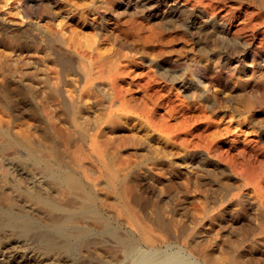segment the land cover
Instances as JSON below:
<instances>
[{
    "label": "rangeland",
    "instance_id": "1",
    "mask_svg": "<svg viewBox=\"0 0 264 264\" xmlns=\"http://www.w3.org/2000/svg\"><path fill=\"white\" fill-rule=\"evenodd\" d=\"M91 1L0 0V57L5 59L0 58V132L10 131L8 134L16 135L14 137L28 146L31 143L30 147L41 150L46 160L56 162L58 159L57 164L69 165L88 185L91 193L99 196V211L115 214L125 229H133L122 212L125 210H136V215L140 213L143 218L138 216L142 224L157 228V242L152 248L137 247V256L127 259L131 258L138 263L142 254H145L162 260L159 255L169 253L177 255L181 264L187 260L189 263L185 264H193L195 261V264H204L202 256L211 251V255L216 256L218 261L219 257L222 258L224 264H264V191L263 195L256 194L252 185L232 165L239 162L249 166L251 164L261 173L264 185V0H98L100 3L95 0L99 3L96 4L99 14L87 8ZM42 6L47 12L45 17L38 15L44 10H41ZM25 8L29 12L28 16L23 10ZM81 13L85 14L84 20L78 18ZM53 24L63 28L71 27L73 37L75 40L78 38L76 42H83L87 48L97 47L101 52L115 48L122 50L120 53L125 56L124 64L132 73L124 77L127 82L148 74L155 78L150 88H146L149 96L144 89L131 84L134 88L132 93L137 99L129 115L116 112L108 116V102L94 87L91 92L95 98H91V102L78 113V116H82L78 119L83 125L88 122V127L87 124L84 126L87 133L90 135L93 132L87 140H83L86 144L77 133V136L73 133L76 129L64 105L68 100V95H65L69 91L68 86L76 88L81 84V70L77 69L81 65L80 60L65 46L54 44L50 48L53 45L51 42L50 45H47L49 41L42 43L44 41L38 33L39 28ZM62 52L64 56L66 53L70 57L72 69L62 71L57 61L58 55H63ZM131 76H134L133 79ZM155 91L159 92L158 96L153 95ZM165 96L173 97L177 103L173 107L169 102L165 104ZM155 97H158L157 104ZM177 104L178 107H175ZM143 106L146 109L152 108L153 115L158 118L156 124H159L156 127L136 116L139 113L137 109ZM42 109L48 110L44 112ZM184 111L188 113H185L186 120L193 123L194 130L200 128L205 135L197 144L189 139L183 142L184 137L189 138L185 134L187 121L182 118ZM48 118L54 121L53 126H49ZM164 121L173 126L176 124L177 131H160V124ZM181 123L185 129H182ZM54 128L57 132L61 129L59 136H56V131L54 133ZM232 134H236L237 141H229ZM90 138L99 139L98 151L102 155L99 159L88 145ZM0 139L1 144L5 137L1 135ZM221 140L225 141L228 153L218 157L210 154L208 143L215 145ZM11 149L6 159L13 155ZM73 162L79 165V170L77 166L74 167L75 164H68ZM84 171L89 179L82 174ZM25 172L18 168L15 178L22 181ZM111 177L113 184L110 182ZM158 213L163 214H160L163 219H154ZM153 219L160 223L156 224ZM84 221L89 223V219ZM90 221L92 223L93 220ZM167 225L170 226L166 233L160 230ZM183 227L187 229L185 234L181 233ZM22 239L13 235L0 244V264H54L49 259L41 263L32 254L35 253L32 243ZM184 240L191 241V250L186 247L188 245L183 248ZM183 255H187L186 258ZM222 259L219 264H223ZM168 262L174 263L170 260Z\"/></svg>",
    "mask_w": 264,
    "mask_h": 264
},
{
    "label": "bare ground",
    "instance_id": "2",
    "mask_svg": "<svg viewBox=\"0 0 264 264\" xmlns=\"http://www.w3.org/2000/svg\"><path fill=\"white\" fill-rule=\"evenodd\" d=\"M96 1L99 2L98 0H96ZM96 1L92 0L91 3L87 6V8L89 9V11L94 12L96 14H99V11L97 9L96 4H99L100 2L96 3ZM262 1L263 0H261V2ZM261 2H260V4H261ZM191 4H192V2H191ZM260 4H258V5H260ZM29 5H28V7H29ZM84 5H87V4H84ZM24 6H26V5H24ZM79 7H82V6H79ZM84 9H82L83 12H84ZM23 10L25 11V15L28 16L29 12H28L27 8H25ZM41 10H43V11H41L39 14L37 12L36 13L40 17H43L44 14L47 13V12H45V8H43V6H42ZM46 10H48V9H46ZM48 12H49V10H48ZM50 13H52V12H50ZM83 15H85V14H82V13L79 14L78 18L79 19L82 18V20H84L83 19L84 18ZM49 22H50V20H49ZM136 22L137 21H135L134 23H136ZM54 24H53V26L48 25V26H46L44 28H39L38 27L39 28L38 33L41 35L40 39H42L44 41L42 43H45L46 41L47 42L49 41L48 42L49 44L47 43V45H50V42H51L53 45L50 48H52L54 46V44L56 46L58 45V47L65 46V48L69 49L71 52L76 54V56L80 60L81 65L77 69L81 70V76H80L81 84L80 85L78 84V86H77V83L73 81L74 83H76V86L78 87V88L76 87L77 89L75 87H73V86H68L70 83L68 85H66V86H68V90H69L68 91L69 94L68 93L65 94V95H68V98H67L68 100H66V102L65 103L63 102V103L66 106L68 115H70L72 126H74L75 129H76L75 132H73L74 129H73L72 132L74 134L77 133L78 137L84 143L83 140H85L88 136L92 135L93 132H91V133L89 132L90 135L87 133V130L85 129L84 126L88 122H84V125H83L81 123V121H79L80 118L78 119V117H82V116H78V113L80 112V109H82L83 106H86V105H88L91 102V98L94 97V95H92L93 92H91V91L93 90L94 87L97 88V91L98 90L100 91L102 96L108 102V116L111 115L112 113L114 114L116 112H123L125 114H128L130 112H133L134 106H135L133 103H135L136 102L135 99H137V98H135L134 94L132 93L133 90H134L132 85H134L137 88L144 89V92L146 91L145 94L149 96V92H148L147 89H148V87L150 88L151 83L154 82L155 78L151 74H148V75L146 74L147 76L140 77L138 80H132L131 82H127L124 77L126 75L130 74V73L128 71L129 69L124 64L125 63L124 62L125 56L122 55V52L120 53V51H122V50L119 51L117 48H115V49H112V50L108 49L109 51L107 50L105 52H101L100 50H98L97 47L87 48L86 45L83 42H81V43H77L76 42V40L78 38L75 40V38H74L75 36L73 37V35H72V33H73L72 30L73 29L71 27H68V28L64 27L63 28L59 24H56V25H54ZM40 27H42V25ZM159 30H158V32H159ZM67 31L69 32V34L66 35L65 33ZM157 34L158 33H156L155 36ZM149 35H150V33H149ZM80 39H82V38H80ZM212 40H213V38H212ZM17 41H18V39H17ZM37 44H39V43H37ZM44 45H46V44H44ZM116 47H117V44H116ZM118 47H119V45H118ZM54 49H55V47H54ZM7 50L8 49H6V51ZM56 51H57V49H56ZM62 53H63V55L59 54L60 56L58 55V58H57V61H59L60 65H61L62 71H66L69 68L72 69V67H71L72 66V61H71L70 57H68L66 53H65V56H64V52H62ZM45 57L47 58V56H45ZM2 60H5V59L3 58ZM56 72H57V69H56ZM67 76H69V75H67ZM170 76H172V75H170ZM56 77H57V75H56ZM133 77L134 76H131V79H133ZM57 78H59V77H57ZM66 78H68V77H66ZM55 80L57 81V79H55ZM64 84H67V83H64ZM51 86H52V84H51ZM66 86H65V88H67ZM50 88L52 89V87H50ZM70 88L74 89V90H70ZM59 90H61V89H59ZM59 90H58V92H59ZM8 91H9V89H8ZM149 91H150V89H149ZM0 92H1V89H0ZM157 92L155 94H153V95H156ZM150 93H151V91H150ZM26 94H28V93L26 92ZM96 94H97V92H96ZM96 94H95V96H98ZM166 94H167V92H166ZM161 95H162V92H161ZM156 96H158V94ZM51 97H52V93L50 94V100H52ZM66 97H65V99H66ZM151 97H154V96H151ZM37 98H39V96ZM165 98L166 99L164 100V103L166 104V102H169V104H171L172 107L177 103V102L175 103L173 101V99H174L173 97L169 98L168 96L167 97L165 96ZM0 99H1V97H0ZM53 99H55V97ZM100 99H102V98H100ZM157 99H158V97L154 98V101H156L155 102L156 104L158 103ZM11 100H12V98H11ZM36 100H38V99H36ZM41 100L43 101V98ZM46 100H47V98H46ZM161 101H163V100L161 99ZM9 103H10V101H9ZM40 103H39V105L43 106ZM44 103H46V102H44ZM94 103H97V102L94 101ZM159 103L164 105V103H161V102H159ZM149 105L150 104H148V107H149ZM46 107H47V105H46ZM137 107H138V105H137ZM175 107H178V104ZM51 108H53V107H51ZM57 109H59V108H57ZM135 109H137V108H135ZM151 109H152L151 107L146 109L143 106V108L137 109V111H139V113L136 116L137 117L140 116L139 118L143 119L150 126H155V125L157 126L159 124V123L156 124L158 122V120H157L158 118H155V115H153L154 113L152 112ZM47 110L48 109H46L45 111H47ZM50 110H52V109H50ZM170 111H172V109ZM39 112L41 113V111H39ZM185 113L186 112L184 111V113H182L183 117L181 116L184 121L186 120V116L185 115L186 114L188 115V113H186V114ZM160 114H162V113H160ZM173 117L175 118V115ZM189 117L191 118V116H189ZM190 118H189V120H190ZM48 119H50V118H48ZM90 119H92V117ZM96 119H97V117H96ZM161 119H162V117H161ZM210 119H212V118H210ZM164 120H166V119H164ZM194 121L195 120H193V122ZM51 122L52 121L50 119V121L48 123L51 124ZM53 122H52V125L49 124V126H53ZM161 122H162V120H161ZM197 122H198V120H197ZM71 123H70V125H71ZM182 123L180 124V126H182V129H185L184 128L185 126L182 125ZM93 124L95 126L96 122L93 123ZM93 124H91V125H93ZM161 124H160V131L167 132V133L172 131V129L173 130L176 129V127H177L176 124H174V126H173V124H170V122H168V123L165 122V123H161ZM186 124L185 125H186L187 129L185 130V134L186 135L188 134L189 138L184 137L183 138V140H184L183 142H185V141H187V139H189L191 142L197 144L198 142H200V140H202L201 139V138H203L202 135L205 137V135L202 134L203 131H201L200 128L194 130V128L192 127L193 126L192 122L187 121ZM175 125H176V127H175ZM194 126H195V124H194ZM54 127H56L55 124H54ZM87 127H88V124H87ZM3 130L6 131L5 129H3ZM60 130L61 129H58V132ZM63 130H64V127H63ZM69 130H72V129H69ZM55 131L57 132V130L54 128V133H55ZM65 131H67V129H65ZM176 131H177V129H176ZM8 133H10V131ZM8 133H5L3 131H2V133L0 132V136L2 135V136L5 137L3 142L0 144V244L5 239L10 238L13 235H17L18 237H21V239L23 238L22 239L23 241L25 240L26 242L29 241L30 243H32V245L35 248V250H34L35 253H32V254H34L33 256L38 258V260L41 263H44V262H46V259H49V260H52L54 264H168L169 260L172 261V262L174 261V263L177 262L176 264H181V262L179 263L180 259L178 258L177 255H173V254L169 255V253L166 254L165 256H163L164 254L163 255H159V256H162V260L151 258L149 255L147 257L145 254H142V256L140 255L141 256V258H140L141 260H138V261H140L138 263H137L136 260H131V258L127 259L128 257H135L134 255H136L135 253L137 251V247L138 248L139 247H145V248L151 247L152 248V246L157 242L156 236H155V234L158 235L157 231H156L157 228L153 229L152 227H150V225H147L146 223L142 224L143 221L140 220V219H143V218L140 217V213H139L138 214V216L140 217V219H139V217L136 215L137 214L136 210H134V212H131V211H127V210L124 209L125 211H122V212H123L124 216L126 217V219L129 221V224H130L129 226L133 228V229H125L124 228V224L120 220L116 219V217H115L116 215L115 214L108 213V212H102L101 210L99 211V208H98V205H97V201H98L97 197H99V196L96 197L94 195V193L93 194L91 193V191L89 190L88 185L83 182L82 178L75 171H73L70 168L69 165H67V164H65V165L57 164L56 162L58 161V159H57L56 162L55 161L53 162L52 160L51 161L50 160H46V158L43 156L45 154H43L41 150H39V149L35 150L36 147H35V149L30 147L31 143L30 144L28 143L29 144V146H28L27 143H25L24 141L20 140L19 138L14 137L16 135L12 136V135H10ZM67 133H68V131H67ZM59 135L60 134L58 133V135H56V136H59ZM235 135L236 134H232L231 138H229V141L236 140L237 138H236ZM61 136H62V134H61ZM92 137H94V136H92ZM218 137H220V136H218ZM137 138H139V137H137ZM97 140L95 138H90L88 140L89 141L88 145H89V147H91V149H93L95 151V153H97V155L99 157L97 155L96 156H97V159H99L102 155L100 156V153L98 151L99 139L97 138ZM134 140H135V138H134ZM225 140H227V138ZM206 141H207V139H206ZM80 142L81 141H79V144H80ZM183 142H181V143H183ZM206 143H208V142H206ZM224 143H225V141L223 142L222 140L220 142H218V144H215V145H212V142H210V143H208V145L206 144L207 145V150H208V152L210 154H212L214 156H217V157L220 156V155H223V154L225 155L226 153H228L227 152L228 150H227V147H225L226 145H224ZM84 144H86V143H84ZM191 145H190V147H191ZM182 146L184 147V143H183ZM188 147H189V145H188ZM11 148H13V152H11L13 155L12 154H10V155H12L13 157L11 156V158L6 159L5 156L8 153H10L8 151L9 150L11 151L12 150ZM105 148H106V146H105ZM99 150L101 151V149H99ZM104 150H106V149H104ZM155 150H157V149H155ZM52 152L53 151H51V153ZM50 154H47V155L50 156ZM54 154H55V156H57L56 155L57 153L54 152ZM58 154H60V153H58ZM46 157L48 158V156H46ZM61 159H62V156H61ZM60 161H62V160H60ZM65 161H67V160H65ZM75 162H77V161H75ZM75 162H73V164L72 163H68V164H71L72 166L75 164L74 167H76L77 164ZM100 162H102V161L100 160ZM239 163H235V164L233 163L232 164L233 165V169L236 170L237 172H239L242 175V177L244 178V180L252 185V188L254 189V192L256 194H258V195H259V193L262 194V191H264V185H262V182H261L262 179L260 177L261 173L259 172V170L257 171L255 167L254 168L251 167V164L249 166L246 163L245 164H239ZM253 164H255V163H253ZM78 166L76 167V169L78 168ZM18 168L24 169L26 171L25 172V177H23L22 181L21 180L18 181V178L17 179L15 178V172H16V170ZM81 169H82V166H81ZM78 170H79V168H78ZM81 171H83V169ZM84 173H86L85 171L82 172V174L84 176H86L87 179H89V177L87 175H85ZM111 174H112V172H111ZM86 177H84V179ZM113 177L116 178V176H113ZM110 182L113 184V178L112 177L110 179ZM115 183H117V182H115ZM113 186L115 187V185H113ZM119 186H121V185H119ZM118 189H120V188L118 187ZM118 193H120V190H118ZM69 196H71L72 198H68ZM260 197H261V195H260ZM261 201H263V200H261ZM262 205L264 206L263 202H262ZM126 209H127V207H126ZM132 211H133V209H132ZM158 214L159 215L156 214L157 216L155 215L156 217L154 216V219H156V218H157V220L163 219V217H162L163 214L162 213H158ZM160 214H162V215H160ZM120 215H122V214H120ZM182 215H178V216H182ZM184 216H185V214H184ZM146 218H148V217L146 216ZM164 218H166V217H164ZM174 218H175V216H174ZM87 219H89V221H88L89 223H85L84 220H87ZM90 219L93 220L92 223H91ZM154 219H153V221H156ZM181 219H182V217H181ZM127 220H126V222H127ZM139 220H140V222H139ZM83 221H84V223H83ZM130 221H133L135 223L132 224ZM157 222H159V221H156L155 223L157 224ZM171 223L172 222H170V225H172ZM167 224H169V223H167ZM169 226L168 227H164L163 226V229H160V230L164 231L166 233L168 228H169ZM182 226L183 225H181V227ZM194 226H196V225H194ZM190 228H192V227L190 226ZM195 228H197V227H195ZM199 229H197V230H199ZM174 231H172V232H174ZM185 232L187 233L186 227L181 231V233L185 234ZM173 234L174 233H172V235ZM159 236H161V235H159ZM159 236H157V237L159 238ZM178 236H179V234H178ZM166 237H168V236H166ZM14 238H16V237H14ZM180 238L181 237H179V240H181ZM182 238H184V236H182ZM190 239H192V238H190ZM190 239H187V240H190ZM163 240H166V238L163 239ZM169 240L171 241V239H169ZM187 240L183 241V243H182V245L184 244L183 248H184L185 245H188L186 247L192 246L191 241H187ZM193 241H194V238H193ZM200 241H202V240H200ZM29 242H28V245H31V244H29ZM170 245H173V244H170ZM176 245L178 246V244H176ZM156 247H158V246H156ZM195 247H197V245L194 246V249H195ZM210 247H211V245L209 246V248ZM22 248L24 249V247H22ZM1 250L3 251V249H1ZM149 250H150V248H149ZM190 250H191V247H190ZM195 250H193V251H195ZM198 250H200V248H198ZM162 251L163 250H161V252ZM178 251H180V250H178ZM186 251L188 252L189 249L186 250ZM140 252L141 251H139V254H140ZM193 253H195V252H193ZM201 253H203V252H201ZM95 254L99 255L100 257L96 256ZM137 254H138V252H137ZM199 254H200V252H199ZM221 255H223V254H221ZM179 256H180V254H179ZM185 256H187V255H185ZM201 256H202V254H201ZM224 256H225V254H224ZM143 257H145V258L143 259ZM182 257H181V260H183ZM191 257H193V256H191ZM202 257H204V260H205L204 264H219V261H221V259H222L220 257L218 258V256H217V258L220 259L218 261L216 259V256L211 255V251H207V253H205L204 256H202ZM133 259H135V258H133ZM194 261H195V259H194ZM223 261L224 260L222 259V263H223ZM195 262H193V264H195ZM231 262H232V260H231ZM185 263H189L188 260L186 262L184 261V264Z\"/></svg>",
    "mask_w": 264,
    "mask_h": 264
}]
</instances>
